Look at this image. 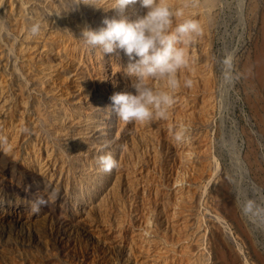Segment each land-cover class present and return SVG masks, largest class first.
I'll return each instance as SVG.
<instances>
[{
  "label": "rangeland",
  "instance_id": "obj_1",
  "mask_svg": "<svg viewBox=\"0 0 264 264\" xmlns=\"http://www.w3.org/2000/svg\"><path fill=\"white\" fill-rule=\"evenodd\" d=\"M87 2L0 0V264H264V0H165L201 34L146 122L112 110L135 57L84 44L120 15Z\"/></svg>",
  "mask_w": 264,
  "mask_h": 264
},
{
  "label": "clouds",
  "instance_id": "obj_2",
  "mask_svg": "<svg viewBox=\"0 0 264 264\" xmlns=\"http://www.w3.org/2000/svg\"><path fill=\"white\" fill-rule=\"evenodd\" d=\"M81 2V0H80ZM137 0H109V6L117 11L119 18H105L99 29L83 27L80 38L84 44L99 47L103 53L117 50L129 57H135L127 66L133 91H120L111 95L112 110L123 122H146L163 119L167 109L175 102V93L181 87V71L189 65V47L201 34V25L196 19L185 17L181 9H173L165 0H138L144 9L134 20L123 13L127 6ZM99 7L103 4L88 0ZM105 8V7H104ZM29 31L35 35L40 24L33 23ZM224 76H230L231 54L223 58ZM161 81L163 86L154 87L151 81ZM183 85L190 87L192 80L184 77ZM186 128L180 126L173 131L176 141L185 138ZM98 164L104 172L117 166L111 154L98 157ZM55 196V193H52ZM47 201L38 198L32 211L38 212L40 205Z\"/></svg>",
  "mask_w": 264,
  "mask_h": 264
},
{
  "label": "bare ground",
  "instance_id": "obj_3",
  "mask_svg": "<svg viewBox=\"0 0 264 264\" xmlns=\"http://www.w3.org/2000/svg\"><path fill=\"white\" fill-rule=\"evenodd\" d=\"M189 53H190V50H189V52H188V55H189ZM194 59H195V57H194ZM180 126H182V124H181ZM180 126H179V127H180ZM182 143H183V142H182Z\"/></svg>",
  "mask_w": 264,
  "mask_h": 264
}]
</instances>
